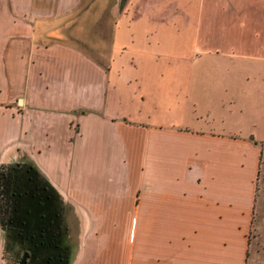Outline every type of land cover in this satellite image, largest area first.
Returning <instances> with one entry per match:
<instances>
[{
	"label": "crops",
	"instance_id": "1",
	"mask_svg": "<svg viewBox=\"0 0 264 264\" xmlns=\"http://www.w3.org/2000/svg\"><path fill=\"white\" fill-rule=\"evenodd\" d=\"M0 164L11 218L58 219L48 264H247L264 0H0Z\"/></svg>",
	"mask_w": 264,
	"mask_h": 264
},
{
	"label": "rangeland",
	"instance_id": "2",
	"mask_svg": "<svg viewBox=\"0 0 264 264\" xmlns=\"http://www.w3.org/2000/svg\"><path fill=\"white\" fill-rule=\"evenodd\" d=\"M26 209L27 211L19 219L9 222L14 227L15 235L9 241L7 264H48L46 262L48 257L56 258V251H48L47 246L53 243V237L58 230V219L53 216V212L47 210L41 217L36 205L33 206L31 202L27 204ZM25 251L28 254L25 262L21 263L20 260ZM252 253L249 255L247 264H264V249ZM60 254L62 256L63 252Z\"/></svg>",
	"mask_w": 264,
	"mask_h": 264
},
{
	"label": "trees",
	"instance_id": "3",
	"mask_svg": "<svg viewBox=\"0 0 264 264\" xmlns=\"http://www.w3.org/2000/svg\"><path fill=\"white\" fill-rule=\"evenodd\" d=\"M16 166L17 164L8 166L5 164H0V222L3 223L4 221H13L10 213L12 207L10 197L15 193L18 187L23 188V183L21 184L20 182H18V187H16L18 180H21L22 182V179L18 178L20 177V174L22 175V173L15 176V169L17 168ZM10 189H12V192L8 194L7 190ZM23 189L27 190L26 187Z\"/></svg>",
	"mask_w": 264,
	"mask_h": 264
},
{
	"label": "water",
	"instance_id": "4",
	"mask_svg": "<svg viewBox=\"0 0 264 264\" xmlns=\"http://www.w3.org/2000/svg\"><path fill=\"white\" fill-rule=\"evenodd\" d=\"M27 251L23 254V256H22V259H21V263H24L25 262V260H26V257H27Z\"/></svg>",
	"mask_w": 264,
	"mask_h": 264
},
{
	"label": "flooded vegetation",
	"instance_id": "5",
	"mask_svg": "<svg viewBox=\"0 0 264 264\" xmlns=\"http://www.w3.org/2000/svg\"><path fill=\"white\" fill-rule=\"evenodd\" d=\"M25 252H26V251H25ZM25 252H24V253H25ZM24 253H23V254H24ZM27 253H28V252H27ZM22 256H23V255H22ZM21 259H22V257H21ZM20 261H21V260H20Z\"/></svg>",
	"mask_w": 264,
	"mask_h": 264
}]
</instances>
